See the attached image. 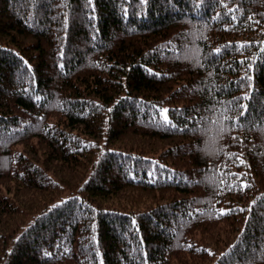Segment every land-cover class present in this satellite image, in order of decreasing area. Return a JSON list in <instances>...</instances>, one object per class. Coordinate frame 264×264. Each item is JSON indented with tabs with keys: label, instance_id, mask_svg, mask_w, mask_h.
Returning a JSON list of instances; mask_svg holds the SVG:
<instances>
[{
	"label": "trees",
	"instance_id": "1",
	"mask_svg": "<svg viewBox=\"0 0 264 264\" xmlns=\"http://www.w3.org/2000/svg\"><path fill=\"white\" fill-rule=\"evenodd\" d=\"M0 264H264V0H0Z\"/></svg>",
	"mask_w": 264,
	"mask_h": 264
},
{
	"label": "clouds",
	"instance_id": "2",
	"mask_svg": "<svg viewBox=\"0 0 264 264\" xmlns=\"http://www.w3.org/2000/svg\"><path fill=\"white\" fill-rule=\"evenodd\" d=\"M213 150L214 145L210 139H205V141L199 146V151L202 156L207 153V155L211 157V155L213 154Z\"/></svg>",
	"mask_w": 264,
	"mask_h": 264
},
{
	"label": "snow or ice",
	"instance_id": "3",
	"mask_svg": "<svg viewBox=\"0 0 264 264\" xmlns=\"http://www.w3.org/2000/svg\"><path fill=\"white\" fill-rule=\"evenodd\" d=\"M217 52H219L220 50L219 49H217L216 50ZM39 99V98H38ZM167 110H165V112H166ZM165 119H166V117H165ZM221 214H227V212H225L224 210H221Z\"/></svg>",
	"mask_w": 264,
	"mask_h": 264
}]
</instances>
